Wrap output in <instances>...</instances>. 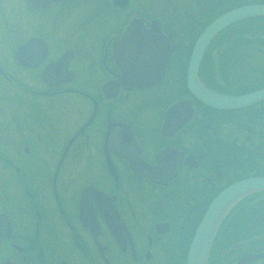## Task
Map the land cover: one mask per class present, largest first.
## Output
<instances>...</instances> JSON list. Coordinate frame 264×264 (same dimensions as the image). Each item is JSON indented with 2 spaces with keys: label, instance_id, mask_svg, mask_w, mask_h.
I'll return each instance as SVG.
<instances>
[{
  "label": "flooded vegetation",
  "instance_id": "af4514ba",
  "mask_svg": "<svg viewBox=\"0 0 264 264\" xmlns=\"http://www.w3.org/2000/svg\"><path fill=\"white\" fill-rule=\"evenodd\" d=\"M248 5L264 0H0V264H185L211 200L264 176V129L238 114L251 108L198 102L182 61L216 16ZM167 43L158 80L130 86ZM214 67L198 70L206 88L246 93ZM244 209L225 218L214 264H264L244 261L264 253V215L242 223Z\"/></svg>",
  "mask_w": 264,
  "mask_h": 264
},
{
  "label": "water",
  "instance_id": "95a60500",
  "mask_svg": "<svg viewBox=\"0 0 264 264\" xmlns=\"http://www.w3.org/2000/svg\"><path fill=\"white\" fill-rule=\"evenodd\" d=\"M252 17H264V6H244L224 13L209 24L195 41L187 66L186 87L201 103L218 110H232L244 108L264 100V88L240 97L223 96L207 90L197 78V71L202 56L214 37L227 26ZM171 52L172 49L169 48L167 43L165 53H163L159 61L156 60L155 56L150 57V64H155L156 66L154 67H157V69L153 71V67L151 69L152 72H147L146 78L134 80L137 84L131 82L130 86L140 87L144 85L146 79L149 83L158 80L169 63ZM157 59L159 58L157 57ZM155 60L156 62H153ZM124 75H127L126 72H124ZM151 76H154V78H149ZM124 81L127 80L124 79ZM259 191H264V178H253L235 183L218 194L210 203L195 231L188 249L186 264H207L211 242L225 215L240 199ZM259 257L253 256L252 258Z\"/></svg>",
  "mask_w": 264,
  "mask_h": 264
},
{
  "label": "trees",
  "instance_id": "16d2710c",
  "mask_svg": "<svg viewBox=\"0 0 264 264\" xmlns=\"http://www.w3.org/2000/svg\"><path fill=\"white\" fill-rule=\"evenodd\" d=\"M226 31L222 32L217 39L214 41H229V43H225L226 46L222 45L221 52L223 54L220 56L221 65H231L234 64H245L248 63V68L245 72H225V75H228V79L230 78L231 82H235L237 79L244 80L246 86V92H251L254 90H258L264 87V19H250L244 22V25L241 29L237 30L236 34L239 38L236 39H228L225 35ZM225 33V34H224ZM242 34L247 36L246 42L242 39ZM249 44L250 48L246 45ZM242 45H245L246 55L240 57V55L233 54V49H238ZM236 47V48H235ZM254 53V54H253ZM256 55V56H252ZM255 57V58H254ZM236 59V60H235ZM250 73H253L250 77ZM255 74V75H254ZM263 114L256 119L259 123V126H262L264 129V108H262ZM258 126V127H259ZM261 139L264 140V135L261 136ZM264 199V198H263Z\"/></svg>",
  "mask_w": 264,
  "mask_h": 264
},
{
  "label": "rangeland",
  "instance_id": "374dc122",
  "mask_svg": "<svg viewBox=\"0 0 264 264\" xmlns=\"http://www.w3.org/2000/svg\"><path fill=\"white\" fill-rule=\"evenodd\" d=\"M242 25H244V24H242ZM242 25H235V27L234 28H232L233 30L232 31H235V30H237L239 27H242ZM226 33V32H225ZM224 33V34H225ZM231 33H233V32H231ZM225 43H229V41H226V40H221V41H217V42H215L214 43V45L212 46V48H211V50H209V51H211L210 53H211V55H208V53H209V51L207 52V55L204 57V59H203V61H202V66H203V68L206 70V71H208V70H210L209 68L211 67L212 68V66L214 65L215 67H214V69L212 70L213 72H214V74L215 75H217V76H219V79H220V83H224L225 82V84L223 85V86H225V85H227V84H231V81H230V78L228 79L226 76L224 77V73L227 71V68H225V67H223V69H224V71H220V69L217 67V65H219V66H223V65H221V64H218V62L220 63V60H222V59H220V56H221V54H223V51L221 52V48H222V45H224V46H226L225 45ZM214 51H215V53H214ZM254 56H256V55H254ZM187 57L188 56H186V58H185V60L183 59L182 61H183V63H185L184 65H186V60H187ZM257 57V56H256ZM255 58V57H254ZM236 60V59H235ZM240 65H242V64H234L233 66H230L229 68H228V74H229V72H234L235 71V69L238 67V66H240ZM247 65H248V63H247ZM253 73H250V77L251 76H253L252 75ZM255 75V74H254ZM237 82H241V83H243L244 82V80H239V79H237L236 80ZM251 108V110H247V111H243V112H240V113H238L239 115V118H241V116L243 115V116H245L246 114H247V120H246V122H248V120H256L258 117H260L262 114H263V111H262V108H264V101H262V102H260V104H257V105H254V106H252V107H250ZM252 111V112H251ZM251 112V113H250ZM242 120H244L243 118H241ZM245 122V123H246ZM256 123H258L257 121H256ZM244 128V127H243ZM244 130H245V128H244ZM246 131V130H245ZM263 136V135H262ZM255 200H257V199H255ZM255 200H253V201H255ZM252 201H250L248 204V206H251L252 207ZM247 206V207H248ZM249 209H255L252 213H250V212H248V210L247 209H244L243 211L245 212H241V213H239V215H241V220H242V223H248V221L247 220H250L251 221V223H252V221H255V220H259V218H261L263 215H264V205L261 207L260 206V208L258 209V208H249ZM249 218H251V219H248V217ZM243 218H246V219H243ZM264 220V219H263ZM223 240V234L221 235V237H220V241H222ZM216 246V245H215ZM219 248L216 246V250H218ZM218 259H216V258H210V261H209V264H214L216 261H217Z\"/></svg>",
  "mask_w": 264,
  "mask_h": 264
}]
</instances>
